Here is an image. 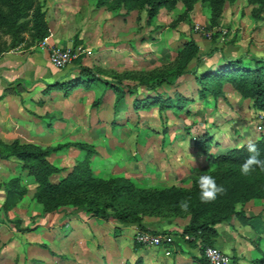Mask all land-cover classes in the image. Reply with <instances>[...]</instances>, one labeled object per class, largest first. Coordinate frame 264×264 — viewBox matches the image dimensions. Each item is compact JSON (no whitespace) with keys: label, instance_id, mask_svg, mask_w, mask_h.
<instances>
[{"label":"rangeland","instance_id":"obj_1","mask_svg":"<svg viewBox=\"0 0 264 264\" xmlns=\"http://www.w3.org/2000/svg\"><path fill=\"white\" fill-rule=\"evenodd\" d=\"M39 1H45L49 44L74 50L100 78L68 91L49 90V80L9 86L0 95V142L48 152L46 159L61 169L49 178L52 184L76 168L88 171L87 183L73 193L49 194L19 158L0 157V264H199L178 257L199 254L179 235L191 220L190 208L174 209L173 199L159 194L190 191L195 178L217 168L195 147V137L211 135L218 156L263 135L257 123L264 111L251 98L222 76L208 81L213 91H205L198 76L231 60L264 57V4L221 0L217 11L210 0H155L151 15L150 0ZM29 37L11 48V37L0 30V56L39 49L44 40L32 45ZM78 58L63 69L51 63L56 72L50 80L76 79ZM178 70L184 71L180 79L159 91L174 103V94L182 93L185 108L162 111L155 103L135 109L137 99L152 93L146 82ZM122 179L132 187L113 199L108 184ZM8 189L21 192L6 212ZM80 198L107 205L111 215L136 213L145 228L173 242L168 250L136 247L138 225L93 216L78 208ZM54 205L57 211L47 215ZM236 209L249 221L232 215L219 225L216 249L228 264H264V198Z\"/></svg>","mask_w":264,"mask_h":264},{"label":"trees","instance_id":"obj_2","mask_svg":"<svg viewBox=\"0 0 264 264\" xmlns=\"http://www.w3.org/2000/svg\"><path fill=\"white\" fill-rule=\"evenodd\" d=\"M210 1L215 6L214 9L219 11L221 0ZM254 1L264 4V0ZM158 3L155 0L148 1L151 15L154 13ZM0 30L11 37V48H16L26 43V34L30 36L32 45L40 44L50 32L46 21L45 1L0 0ZM218 35L217 33L216 37ZM83 58L79 57L77 59L81 65L76 79H71L68 82L63 81L64 79L49 82L47 83L48 89L65 88L68 91L69 87L74 86L77 82L90 85L98 81L99 75L93 68L82 63ZM183 74L184 71L178 70L175 75L165 74L154 81L146 82L147 90L152 93L149 92L150 94L145 98L137 99L135 109L139 110L141 107L150 108L155 103L160 106L162 111L185 108L189 101L182 93L176 92L174 94L176 100V103H174L168 93L159 91L164 85H174ZM194 74L197 76L196 72ZM221 76L225 78V81H230L244 96L251 98L256 108L264 111V57L249 58L248 61L246 58L228 61L220 69H207L202 72L198 76V81L202 84L203 90L213 91L212 87L208 85V81L219 80ZM128 90L131 91L132 89L129 88ZM125 96L126 91L121 92L119 100H124ZM252 143L257 145L261 154L260 159H264V134L259 139L252 141ZM247 144L231 148L215 156L212 153L213 138L211 135L203 133V135L195 137V147L217 165V168L209 175L216 180L217 185L223 186L224 191L219 193L216 199L207 203L201 201L198 184L199 177L193 180V187L190 191L171 189L159 194V196H165L169 200L173 199L174 209L180 208L182 201L188 202L191 220L179 235L191 248L199 249L198 255L191 252L186 253L199 264H212L206 255V251L208 248L216 247L217 239L220 236L219 225L224 222H230L232 215L240 216L244 223L249 221V217H246L242 210L236 209V204H245L253 198H264V170L256 168L248 176H244L240 172L241 165L250 155L247 151ZM74 146L87 152L93 151L91 147L79 143H75ZM47 153L33 147L21 148L17 145H8L0 142V157L9 158L15 156L19 158L24 163V166L29 169L30 174L39 182L43 192H48L49 194L52 192L59 193L60 190L65 189L69 193H73L77 187L80 188L87 183L85 172L88 171L83 168H76L59 185L50 183L49 178L59 173L61 169L46 159ZM131 187L132 184L124 179L115 180L108 184V190L113 199L121 197L123 195L122 192ZM20 192L17 189H8L7 198L3 205L6 212L13 208ZM160 198L162 197L160 196ZM75 203L78 204L79 209L93 216L112 218L120 224H136L139 230L158 233L145 228L136 213L116 210L111 215L106 209L107 205L101 206L96 201H88L84 198L76 199ZM54 211H57V205L51 208L48 207L46 210L47 215ZM135 246L141 247L144 245L137 242ZM258 262L261 263L262 261ZM135 264H140V261Z\"/></svg>","mask_w":264,"mask_h":264},{"label":"crops","instance_id":"obj_3","mask_svg":"<svg viewBox=\"0 0 264 264\" xmlns=\"http://www.w3.org/2000/svg\"><path fill=\"white\" fill-rule=\"evenodd\" d=\"M54 72L56 69L49 61L48 52L40 48L30 54L24 53V50H18L0 56V95L9 88V85L16 82L32 83L38 80L53 82L50 79H53ZM167 247L169 246L152 248L165 250ZM179 255L178 257L186 258L187 256V254ZM188 257L191 258L189 255Z\"/></svg>","mask_w":264,"mask_h":264},{"label":"built area","instance_id":"obj_4","mask_svg":"<svg viewBox=\"0 0 264 264\" xmlns=\"http://www.w3.org/2000/svg\"><path fill=\"white\" fill-rule=\"evenodd\" d=\"M40 49L49 53L51 63L59 69L68 67L74 59L78 58L75 51L70 48L52 47L48 42V38L44 39ZM257 131L264 134V113L259 116ZM136 240L146 247H162L170 245L173 242V238L169 235L164 233H153L145 230H139L137 232ZM206 255L212 264H228V258L225 255H222L216 247L208 248Z\"/></svg>","mask_w":264,"mask_h":264},{"label":"clouds","instance_id":"obj_5","mask_svg":"<svg viewBox=\"0 0 264 264\" xmlns=\"http://www.w3.org/2000/svg\"><path fill=\"white\" fill-rule=\"evenodd\" d=\"M247 151L250 155L240 167L241 174L248 176L254 172L256 168L264 170V159H260L261 154L257 145L249 142L247 144ZM198 184L200 188V199L205 203L216 199L217 195L224 191L223 186L217 185L216 180L211 175H201ZM180 206L186 211L189 204L187 201H182Z\"/></svg>","mask_w":264,"mask_h":264}]
</instances>
